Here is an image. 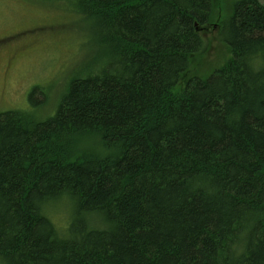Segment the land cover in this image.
<instances>
[{
    "label": "trees",
    "instance_id": "16d2710c",
    "mask_svg": "<svg viewBox=\"0 0 264 264\" xmlns=\"http://www.w3.org/2000/svg\"><path fill=\"white\" fill-rule=\"evenodd\" d=\"M46 1L101 59L47 120L0 112V264H264V5ZM211 27L230 57L203 78Z\"/></svg>",
    "mask_w": 264,
    "mask_h": 264
},
{
    "label": "rangeland",
    "instance_id": "374dc122",
    "mask_svg": "<svg viewBox=\"0 0 264 264\" xmlns=\"http://www.w3.org/2000/svg\"><path fill=\"white\" fill-rule=\"evenodd\" d=\"M236 1H217L216 24L221 25L220 20L231 15ZM258 1L264 5V0ZM82 29L79 15L72 12L67 1L0 0V112L35 111L39 121L55 114L58 101L78 70L101 59L94 39ZM221 29L211 27L206 33L201 59L194 63L200 77H208L230 57ZM88 55L91 60L84 64L82 60ZM35 87L45 96L35 97L39 105L29 100ZM64 207L59 203L52 209L53 220L61 230L69 223Z\"/></svg>",
    "mask_w": 264,
    "mask_h": 264
}]
</instances>
